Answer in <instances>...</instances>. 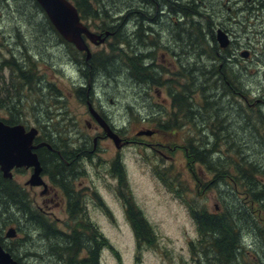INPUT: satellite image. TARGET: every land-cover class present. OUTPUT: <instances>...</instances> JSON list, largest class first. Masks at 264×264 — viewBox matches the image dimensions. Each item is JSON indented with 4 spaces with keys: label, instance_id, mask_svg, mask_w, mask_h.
<instances>
[{
    "label": "rangeland",
    "instance_id": "obj_1",
    "mask_svg": "<svg viewBox=\"0 0 264 264\" xmlns=\"http://www.w3.org/2000/svg\"><path fill=\"white\" fill-rule=\"evenodd\" d=\"M203 2L205 7L201 8L200 12L207 14L210 17L209 21L214 22L215 32L220 29L231 40V45L227 48L229 52L235 54L237 60L228 64V72H225V75L229 79L230 76L234 78L232 81L234 95H225L227 91L221 90L219 82L216 90L208 87V102L212 104V107L206 113L203 110L200 111L196 105L192 108L193 116L195 115L193 121L197 126L190 137L189 128L182 127L181 115L173 117L175 111L166 110L167 105L171 108L168 95L170 86L167 83L169 82L167 80L171 79V74L168 72L178 71L175 64L181 56L185 60L182 64L193 65L191 75L196 87L202 81L204 85L206 81L217 82L219 75L210 68L217 65L214 58H210L209 55H198L200 51L197 39L193 38L195 41L193 49L177 47V44L180 46L182 44L178 41V35L183 34L179 30L188 33V25L176 30L168 27L165 19L156 22L158 24H146V27L152 28L155 32L152 37L155 38V43L161 39L159 38L161 35H164L162 37L164 44L156 48L157 56L153 63L157 64L164 87L151 88L147 86L145 79L141 80L134 73L131 66L126 68L120 65L117 60L120 61L122 55L118 56L117 53L110 52L108 46L110 35L100 46L90 41H86V46L89 48L90 58L92 54H105L115 60L105 61V65L112 64L113 68L118 69L112 72L109 69L106 71L97 69L94 74L92 73L91 78H88L87 73L83 71L85 66L81 58L69 55L65 47L56 42L52 34L41 23L39 24L42 17L37 16L29 6H25L23 0H16V2L9 0V4L0 0V33L4 38L0 39V60L9 56L8 51L11 46L15 47L13 53L19 61L25 60V56L35 60L33 55L37 53L39 60H35L38 62L36 77H40V81L35 79L33 82L41 85L38 88L36 84H30V88L21 91L19 98L16 91L13 95L12 90L6 91L12 100L9 101L8 107L23 125L27 128H37L42 137H48L51 145H55L62 152L72 150L78 154L74 167L64 171V181L67 182L73 174L75 176L77 172H80L76 176L75 187L80 190L77 191L80 194L83 193L81 190H86L84 195L86 217L80 220L95 228L107 242L100 252V264H193L190 259L189 244L196 242L198 232L185 200L196 213L220 212L224 207L223 200L231 207L236 206L225 184H219V189L212 187L214 173L209 172L204 163L192 162L191 157L194 159V156L189 157L187 154L185 143L188 138L194 139L195 147L202 152L212 148L216 135L211 124L215 119H218L215 127L218 132L221 131L218 137L224 141L221 142L222 148H217L216 152H211L208 156L213 167L221 171L228 168L230 162H233L235 167L238 160H241L264 171V149L262 148L264 146V10H254L250 13L246 10L245 3H237L235 0H203ZM17 4L21 15L17 11ZM130 4L133 9H141L142 13L147 8L151 11L150 15L155 16L152 7H146L148 5L145 6L138 0H130ZM238 7L242 9L238 11ZM192 19L199 21L197 17ZM203 20L207 22V19ZM129 23L125 29H122L131 42V45L129 43L127 47L128 52L135 50L138 56L149 54L153 47L147 43L137 44L130 31L134 29V22ZM97 25L102 26L101 21H90L89 28L96 35L100 33ZM236 50L237 53H235ZM245 50L249 55L248 58L242 59L239 54ZM40 52L44 58H39ZM99 60L102 59L99 58ZM98 61L97 63L101 62ZM150 62L144 58L141 66ZM204 66L209 70L205 73V78L201 75V68ZM146 72L148 78L153 70H146ZM1 77L6 79L7 84L10 83L9 70L1 71L0 69ZM88 81H90L89 84ZM181 83H184L181 79L176 81V85ZM51 85L55 86L54 91L59 94L56 97L52 95L54 92L52 87L47 90ZM80 87L83 88L81 90L84 94L77 95L76 91ZM5 89L6 87L0 83L2 94ZM194 91V98L197 100L199 96L196 88ZM85 94L90 101L92 100L98 104L99 108H102L103 113L110 117L116 128L122 131L125 129V136H134L136 143L124 146V150L120 151L115 149L112 141H104L96 146L94 138L102 132L87 111L85 97H83ZM94 94L97 97H94ZM95 98H99V101ZM164 98H167V101L161 102L160 99ZM233 99L236 100L234 105L238 104L239 108L231 103ZM93 106L96 110L97 107L94 104ZM149 107L157 110L158 114H153ZM5 112L7 109L0 111L1 118H6ZM198 112L201 115L205 114L206 121L204 118L199 119ZM244 112H249L253 117L252 119L248 117L253 125L255 119H258L255 125L257 130L254 128L258 133L241 116ZM149 115L152 116L146 120L148 123L140 120ZM169 121L170 126L181 128L166 130L164 126ZM87 122L91 128H88ZM95 126H98V129ZM158 126H160L159 134L135 137L140 130L149 128L156 130ZM229 148H233L231 149L233 151L227 152ZM224 150L225 159L222 152ZM237 150L241 154H237ZM80 154H87L89 158H83ZM223 160H227L226 167L222 165ZM113 169L118 171L120 176H116ZM121 175L122 180H120ZM260 178L264 182V176L258 174L257 179L260 180ZM93 194H96V197ZM234 196L241 204L247 199L243 187L235 190ZM126 199H129L132 208L126 204ZM127 210L141 214L153 235V240L147 233L144 234V239L147 240L142 239L139 245L137 244ZM0 214L4 218H21L17 205H2ZM56 218L66 219L63 214L57 213ZM67 222L69 226L74 227L68 219ZM28 223L26 231L16 239L19 241L21 238L20 245L16 244L14 251L17 258L26 264H62L64 259L59 260L46 253L48 245H52L53 242L48 241V238L47 244L42 237L40 238L44 235L39 236V233L34 232L36 226L31 221ZM58 224L59 229L64 231L61 222ZM68 231L67 228L66 232ZM27 232L29 235L23 236ZM81 232L87 233L88 230L87 232L81 230ZM148 240L151 244L146 242ZM30 252L34 253L33 257L26 255ZM79 256L83 257L85 254L81 253Z\"/></svg>",
    "mask_w": 264,
    "mask_h": 264
},
{
    "label": "trees",
    "instance_id": "obj_2",
    "mask_svg": "<svg viewBox=\"0 0 264 264\" xmlns=\"http://www.w3.org/2000/svg\"><path fill=\"white\" fill-rule=\"evenodd\" d=\"M14 1L16 2V0ZM68 1H70L74 5L80 16V20L88 27H90V21H101L102 26L97 25V27L103 35H105L106 32L110 33V37L108 39L110 52L115 54L117 53L118 56L122 55L120 61L117 60L118 62H120V65L126 68H130L131 66L134 73H136V75L141 80L145 79L147 81L148 87L159 86L160 72H156L155 70H153V73L148 75L147 78L146 70L152 71V69L150 67L141 66V62L146 56L136 55L135 50H131V52H128L127 47L130 43V40L122 29H125L127 25L130 24L129 22H134L136 25V31L134 32L133 37L137 44L147 43L153 48H159L157 42L155 43V38H152L155 33L154 30L150 27H146V24H150L152 21V23L154 24V19L156 22L161 21V18L163 17L162 15H164V13L162 12H165V23L166 25H168V27L170 26L176 30H179L180 27L184 25L189 26L187 30L188 33H184V30H179V32L183 33L182 35H178V41H181L182 44L181 46L177 44V47H180V49H193L195 44L193 38H195V40L197 39L198 50L200 51V54L198 53V55H209L210 58H214V60H216L217 62V65H214V67L210 66V68L212 69V71H215L217 75H219V79H217V82L210 83V81H206V85H204L202 84V81L198 85V87H196L191 75L193 65H189L187 63L182 64V62L185 60L181 56H179V59L177 60L178 62L175 64V68H177L178 71L174 73L168 72L169 74H171V79L167 80L169 81L167 83H169V86L172 87H168V95L170 97V100H172L173 109L177 111V113L173 114V117L181 115V121L183 122L182 127L187 126L189 128L188 133L190 137L194 133V129L197 126V124L193 121V117L195 115L193 116L192 108H195L196 105L199 107L200 111L203 110L204 113H206V111L208 109H211L212 107V104L210 105V102H208V87L211 90H216L219 82V87L221 88V90L223 89L224 91H227L225 95L233 94L232 89H234V85L232 81L234 78L230 76L229 79L225 75V72H228V64H230L232 61H236L237 58L236 56H234V58H231L229 60L230 54L228 48L222 49L217 44L215 39L216 32L213 29L214 22L209 21L210 17L207 14L204 15L200 12V9L205 7L203 0H138L145 6L148 5L146 7H152V9H154L155 18L153 20L152 18L154 16L150 15L151 11L147 10L146 8L144 9V13H142L141 9H133L130 4V0ZM235 1L237 3H245V7L247 6L246 10H248L250 13L254 12V10H264V0ZM3 2H5V4H9V0H3ZM23 3L25 4V6H29L30 8H32L33 12L37 16L42 17L39 24L41 23V25H43L46 30H48L52 34V36L56 39V42L65 47V51H68L67 53L69 55L71 54L75 57L81 58L85 68L88 70L87 72H89L90 67L92 73H95L97 69H101V71H106L109 69V71L111 72L112 70L115 71L118 69L117 67L113 68L112 64H108L107 66L105 65V61L114 60L112 57H108L105 54H92L90 60L86 59L85 52H78L73 45L67 43L62 39V37L50 24L44 12L41 10L35 0H23ZM242 7H244V5ZM239 9L242 8L238 7L237 10L239 11ZM17 11L20 13L18 4ZM195 17L199 18V21H195L194 19H192ZM203 19H207V22H205V20ZM0 39H4L2 33H0ZM8 53L9 56H5L2 61L12 62L15 67H12V69L9 70V84H7L5 78H0L1 85L6 87V89L4 90V94H2V92L0 91V111L7 109V112H5V123L7 125L23 124L19 120V118L16 117L9 109L10 107H8V103L10 104L9 101L12 100H10V96L8 95L9 93H6V91L9 92L10 90H12V95L15 94L16 91L19 98L21 91L25 88H30V84L34 83L33 81L35 79L40 81V77H36L38 62L32 60L31 57L25 56L26 65L21 68L15 62L17 60V57L11 51V49L8 51ZM38 54L40 56V59L44 58L42 57L41 52ZM99 58H101L102 60H99L101 62L97 63ZM3 67L4 66L0 65L1 71L4 70ZM208 72L209 70L206 69V66H204V68H201V75L203 77L206 75L205 73ZM179 79L183 80L184 83H181V85H176V81H178ZM140 83L143 84V82L141 81ZM34 84H36V82ZM36 85L38 86V88L41 86L38 83ZM42 87L45 88L46 86L42 85ZM51 87L54 91L55 86L52 85L49 86L47 90H50ZM194 88H196V91L198 92L199 97L197 98V100L194 98ZM173 89L177 90L173 91ZM76 93L77 95H80V93L84 94V91L78 89ZM52 95L56 97L59 94L54 91L52 92ZM83 97H86V94ZM242 97L244 100V95ZM235 101L236 100L233 99L231 100V103L234 105ZM234 106L239 108L238 104H235ZM241 114H243L241 116L246 119L247 123H249V125H252L253 129L255 128L257 130L255 125L256 122L258 123V119H255L253 125L249 120V118H253L249 112H244ZM203 115H201L199 112L197 114L200 120H203V118L205 120V114ZM136 119L140 121L138 118ZM217 120L218 119H215L214 123L211 124V126L215 129V135L217 136H215L216 139L212 145V148L210 150L206 149L205 152H202L195 147L194 139L188 138L185 143L187 154L189 155V157H191V155L194 156V159L191 157L192 162L204 163L207 166V170L214 173L215 179L213 182H211L212 187L219 189V184H225L226 189L230 194L231 200L236 203V206L231 207L225 200H223L224 207L220 210V212L208 213L206 211L196 213L194 209H192L188 201L183 199L187 203L188 210L191 214L190 216L195 223L198 232V239L196 240V242H191L189 244V250L191 253L190 259L193 264H264V182L261 181V178L260 180L257 179L258 174L264 176V171H260V169L255 168L249 163H244L241 160H238V164H235V167H233V162H230L228 168L225 166L227 160H223L224 163L222 165H224L226 169L221 171L220 169L213 167V163L209 161L208 156L211 155V152H216L217 148H222L223 145L221 144V142L224 141V139H220L218 137V133L220 134L221 131L218 132L215 127V125L218 123ZM159 124L162 123L159 122ZM164 128L166 130H179L181 127L170 126L169 121V123L166 124ZM256 133L258 132L256 131ZM43 140L46 145L49 146V144H51V141L48 139V137L43 136ZM225 140H227L226 136ZM205 144L207 145V143ZM262 148L264 149V146H262ZM231 149L229 148L227 152L233 151ZM222 152L225 159L226 152L225 150ZM236 153L241 154L238 150ZM120 180H122V175ZM239 187L244 188L245 196L248 199H245V203L242 204L241 202L238 203V199L234 196V191L238 190ZM169 189H171V187H169ZM17 193L18 189L16 188L14 182L2 178L0 174V208L2 207V205H16ZM174 194H176L175 191ZM125 201L126 204L131 207L129 199H126ZM3 202H5V204ZM127 214L128 219L130 220L134 228L137 244L139 245L142 239L147 240L144 239V234L147 233H149V237L153 240V235L151 234V231L145 223V220H143L141 214L135 213L131 210H127ZM12 219L8 217L4 218L0 214V230L3 229L4 226H7ZM69 222L72 223L74 227L66 224L65 231L68 228V232L55 228L51 236L39 235L40 238L42 237L46 242V239L48 238V241L53 242L52 245H48V250L46 252L47 255L51 257L54 256L59 260L64 259V262H61L62 264H100V252L107 243L105 238L101 234H99V232H97L95 228L91 227L90 224H85V221L77 219L70 220ZM81 222H83L84 225ZM81 230H85L86 232L88 230V232L82 233ZM25 231L26 229L20 232L22 233ZM24 234L25 235L23 236L29 235L28 232ZM146 242L151 244L150 240ZM81 253H84L85 256L80 257L79 254ZM32 254L34 253H26V255H29L30 257L32 256ZM35 255L38 256L37 253H35ZM59 255H61L62 257ZM15 258L17 260H20L19 258H17V256H15Z\"/></svg>",
    "mask_w": 264,
    "mask_h": 264
},
{
    "label": "flooded vegetation",
    "instance_id": "obj_3",
    "mask_svg": "<svg viewBox=\"0 0 264 264\" xmlns=\"http://www.w3.org/2000/svg\"><path fill=\"white\" fill-rule=\"evenodd\" d=\"M262 10L263 9H261V11ZM162 13H164V15H162L163 17L161 19H165V12H162ZM154 18L155 16L152 18V20ZM154 24H158L156 23L155 19H154ZM90 31L92 30L90 29ZM130 31H131L132 36H134V32L136 31L135 23H134V29H130ZM99 34H101V32ZM163 36L164 35H161L159 37L161 39L157 41L158 45L164 44L162 42V40H164L162 39ZM230 45H231V40L228 46ZM227 47L224 49H227ZM14 48L15 47L11 46L12 52H15ZM155 51H156V48H153L149 54H146L147 56L145 55L146 56L145 58L147 59V61L149 62L151 61V62L144 66L150 67L152 70L157 69V64L156 63L153 64L154 59L157 56L155 54ZM235 53H237V50ZM229 54H230L229 60L231 58H234L235 54L233 52L232 53L229 52ZM33 56L35 60H39L37 58V53H34ZM15 62L21 68H23L26 65L25 60H20V61L16 60ZM0 65L4 66L3 68L7 70H10L12 69V67H15L12 62L2 61V60H0ZM83 71L87 73L88 78H91L92 72L90 70L89 72H87L88 70L84 68ZM157 71L158 69L156 70V72ZM160 75H159V86H157L158 88L164 87V85L161 82ZM83 82L85 84V81ZM89 83L90 81H88V84ZM80 89H83V88L80 87ZM94 97H97V96H95L94 94ZM85 99H86L85 105L88 106V104H91L94 111L97 113V115L108 125L110 130L114 132L117 136V143H115L112 139H110V137H106L104 135L102 127L98 125L99 128L101 129L102 134L97 135L94 138V143L96 144V146L98 143H101L104 141H112L115 146V149L120 151L122 149L124 150V146L126 147V146H129L130 144L136 143L135 139H133L134 136H125V129L122 131L113 125V123L110 120V117L106 116V114L103 113L102 108H99L97 103H94L92 100L90 101V98L87 96L85 97ZM98 99L99 98H95V100L99 101ZM160 101L165 102L167 101V98H164L163 100L160 99ZM91 102L97 107L98 110L97 109L95 110ZM170 105H171V108H169L167 105L166 110L175 111L173 109L172 100H170ZM149 108L151 109V111H153V114H158L157 110H152L153 107H149ZM87 111H88V107H87ZM174 113H177V111H175ZM89 115L92 118V121L94 120L95 124L97 125V122L93 118V116L90 113ZM151 116L152 115H149L146 118H140V120L146 121ZM0 120H2L4 123L6 122L5 118L0 117ZM146 123H148V121H146ZM87 126L88 128H91V125L88 122H87ZM98 126H95V128L98 129ZM24 127L26 131L30 129V128H27L25 125ZM159 127L160 126H158L157 127L158 129L156 130L149 128V130H152L153 132L151 136H154L156 135V133L160 132ZM37 131L38 133L35 139L33 140L32 144L33 146L37 147L36 149L33 150V152L36 154L38 161L40 163L41 172L39 176H40V180L42 181V184L38 186H31L28 184L29 179L34 173L33 168L22 167V168L13 169L11 171L12 173L11 179L4 178L2 172L0 171L2 178L13 181L14 184L16 185V188L18 189V193L16 195L17 197L16 205H17L18 212L21 218L19 220H16V219L10 220L11 222L7 226H4L3 229L0 230V246L5 252H7L12 257L14 261H16L17 264H22V261L17 260L15 258L16 255L14 254V251L16 250V246L20 245L19 241H21V238L19 241H16V239L18 238V236H22L20 231L25 230L27 228L29 221H31L32 224L36 226L34 229V232L39 233V235L51 236L55 228L59 229L58 223L61 222V224L63 225L64 231H65L66 224H68L67 219L69 221L77 220V219L80 220L86 217V214H85L86 206H85V201H84V195H86V190L84 189L81 190L83 193L80 194L77 192L80 190H77L75 187L76 176H78L80 172H77L75 176L73 174V176L70 177L67 182L64 181V177H65L64 171L68 170L69 165L71 168L74 167L75 159L78 158V154H74L72 150H66L62 152L61 150L57 149L55 145H51V144H49L50 148L44 145L41 146V144L45 142H43L44 140L39 130ZM135 137L137 138L138 136L135 134ZM94 143H93V146H95ZM88 153L91 154V152H88ZM80 156L83 158H89V155L87 154L85 155L80 154ZM113 170L116 172L115 175L117 176L118 171H116L115 169ZM55 171H56V176H55ZM93 193H95V191ZM93 196L96 197V194H93ZM56 213L63 214V216L66 217V219L59 220L58 218H56ZM10 229L14 230L15 237L13 238L6 237V232Z\"/></svg>",
    "mask_w": 264,
    "mask_h": 264
},
{
    "label": "water",
    "instance_id": "obj_4",
    "mask_svg": "<svg viewBox=\"0 0 264 264\" xmlns=\"http://www.w3.org/2000/svg\"><path fill=\"white\" fill-rule=\"evenodd\" d=\"M39 7L44 12L50 24L64 41L73 45L76 50L85 52L86 59L90 58V51L86 46L85 39H88L95 45L104 42V39L110 35L106 32L105 35H96L88 30L80 21L79 14L74 5L68 0H35ZM104 36V38H103ZM215 39L220 48H226L229 43L228 35L218 29L215 34ZM248 51H242L240 56L244 59L248 58ZM90 114L102 127L106 137H110L117 143V137L106 123L97 115V113L89 106ZM38 131L31 128L26 131L24 125H7L0 120V171L4 178L11 179L13 169L17 168H33L34 173L28 181L31 186L42 184L40 180L41 167L36 154L33 152L37 147L33 146ZM153 132L143 130L137 133L138 136H150ZM42 146V144H41ZM50 148V146H49ZM14 230L10 229L6 232L7 238H13ZM0 264H17L12 257L5 252L0 246Z\"/></svg>",
    "mask_w": 264,
    "mask_h": 264
},
{
    "label": "bare ground",
    "instance_id": "obj_5",
    "mask_svg": "<svg viewBox=\"0 0 264 264\" xmlns=\"http://www.w3.org/2000/svg\"><path fill=\"white\" fill-rule=\"evenodd\" d=\"M43 145H44V146H47V147H49V146H48V145H46L45 143H43V144H42V146H43Z\"/></svg>",
    "mask_w": 264,
    "mask_h": 264
}]
</instances>
